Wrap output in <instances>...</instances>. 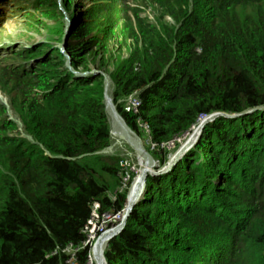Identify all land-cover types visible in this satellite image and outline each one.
Masks as SVG:
<instances>
[{
  "label": "trees",
  "instance_id": "16d2710c",
  "mask_svg": "<svg viewBox=\"0 0 264 264\" xmlns=\"http://www.w3.org/2000/svg\"><path fill=\"white\" fill-rule=\"evenodd\" d=\"M151 2L161 19L136 16L125 59L92 47L124 18L104 25L93 14L124 13L130 0H93L62 30L69 56L43 47L22 54L29 71L1 64L31 141L9 137L14 124L1 130V114L0 264H88L95 207L101 219L124 210L126 193L110 196L120 160L101 154L111 144L106 76L118 115L140 138L142 121L161 166L163 147L220 114L169 174L148 178L107 264H264V0ZM92 54L105 76L79 78ZM133 97L137 113L125 106Z\"/></svg>",
  "mask_w": 264,
  "mask_h": 264
},
{
  "label": "rangeland",
  "instance_id": "374dc122",
  "mask_svg": "<svg viewBox=\"0 0 264 264\" xmlns=\"http://www.w3.org/2000/svg\"><path fill=\"white\" fill-rule=\"evenodd\" d=\"M92 2L93 0H0V67H2L1 64L14 63V65L21 64V67L29 71L34 63L32 61L28 62V60H22V54L26 53L29 49L35 51L38 48L44 47V51H49L51 48H57L64 52L66 56H69L68 53H66L64 41H60V39L63 38L61 37L62 30L64 34H66L68 21L71 26V21L75 14L79 12L81 8L89 9ZM125 10L124 13H118L114 10L113 13H106L101 17L97 14H93V18L99 20L98 23L104 22V25L108 24L106 22L107 20H105L106 18L111 19L110 22H112L114 17H118L113 14L120 15L121 18H124L120 24L116 23L114 27L101 32L103 36L92 46L102 51L104 59L110 55L114 56L116 59H125L127 57L129 47L133 46V42L132 40H127V43H124V37H128L131 34L130 27L135 26L136 16L147 19L156 25H158L157 22L161 19L160 12L151 0H130ZM165 22L170 24L173 23L169 18H166ZM95 40L96 39L93 41ZM96 52L98 53V51ZM95 64L96 59L94 54H92L88 57L90 72L98 71ZM79 71L82 73V70ZM13 82L11 76L3 74L0 68V122L2 114L7 123V125L5 124L6 127L1 130L8 129L11 126L10 124H14L18 127V132L8 134V136L31 141V138L24 132L23 124L19 116L20 104L17 102V92L15 91V84ZM105 82H107L105 92L109 87H111L113 92L114 86L109 76H106ZM137 100L138 99L133 97L125 101V106H128L133 113H137L138 110L136 109L137 107L135 108L133 106ZM106 108L105 104V110ZM106 115L108 118L107 113ZM204 120V118L201 119L199 124H197L190 133L180 139L172 141L168 146L163 147L164 149L162 150L164 151H162L161 155H167L168 159L164 166H161L159 163V153H155L156 149L147 138L149 132L146 130V126L141 120L137 121V126L142 134L141 138L132 131L139 141L138 143L135 140V142L138 143L137 146L134 144L135 142L133 143L127 140L117 141V145H113L115 141L110 133L111 144L101 154L116 156L121 162V166L119 163V167L124 172H120V178L123 183L120 181L121 183L117 187L115 194H111L110 196L112 199H115L116 195L120 196L126 193V205L120 215H107L102 219L98 218L95 209V213L86 230L88 237L87 243L90 246L88 264H107L105 258L109 243H107V238L110 232L118 230L126 217L129 218L131 216L134 208L132 207L131 211H128L126 214V206L131 199L137 196L135 193L138 192L137 189L140 186V181L138 182V180L140 179V173H142L141 170L144 168V172L145 170L148 172L145 176L146 186H142L141 195L137 199L138 202L136 201L137 203H134L135 206L145 200L144 195L148 178L160 176L158 175L159 171L168 167L169 162L172 163L173 161V163H179L187 152L198 146L204 126L212 119L209 117L207 121H210L202 125V121ZM108 122L111 130L109 119ZM2 134L3 133L0 132V135ZM176 164L169 165L170 169L166 173L169 174ZM151 166L152 168L150 169ZM151 173H155L156 175L150 176ZM224 180V177L218 179L217 184L220 188H226L224 186ZM134 183L135 187L133 188ZM122 218L124 219L122 220ZM70 252L72 251L70 250Z\"/></svg>",
  "mask_w": 264,
  "mask_h": 264
},
{
  "label": "bare ground",
  "instance_id": "6f19581e",
  "mask_svg": "<svg viewBox=\"0 0 264 264\" xmlns=\"http://www.w3.org/2000/svg\"><path fill=\"white\" fill-rule=\"evenodd\" d=\"M104 98H105L104 102H105L106 107H107L108 119L110 120V123H111V130L112 131L110 133L112 135L113 140L115 141L113 143V145H117V141H121V140H127V141L133 142V143L136 140L139 143V141L136 139L135 135H133L131 133V131L129 130V128L126 125H124V123L121 120L120 116L115 111L114 104L112 105L113 99H112V90H111V87L107 88V90L105 92V97ZM137 142L134 143L136 146L138 144ZM172 163H173V161H172ZM151 168H152V166L150 167V169ZM141 172L142 173H140V179L138 180V182L140 181V186L137 189L138 192L135 193L137 196L134 199H131L127 203L126 211H125L126 214L131 209L132 204H134L137 201V199L139 198V196L141 195L142 183L144 181V176H145L146 173H148L146 170L144 172V168L141 170ZM138 182H136V183H138ZM134 187H135V183L133 184V188ZM131 192H132V190H131ZM123 219L124 218H122V220ZM117 231L118 230H116V231L114 230V231H112V232L109 233V237L107 238V243L109 242V238L113 235V233L114 232H117ZM101 256H102V253H101Z\"/></svg>",
  "mask_w": 264,
  "mask_h": 264
},
{
  "label": "water",
  "instance_id": "95a60500",
  "mask_svg": "<svg viewBox=\"0 0 264 264\" xmlns=\"http://www.w3.org/2000/svg\"><path fill=\"white\" fill-rule=\"evenodd\" d=\"M67 28H66V34H68V32H69V29H70V22L68 21V23H67V26H66ZM67 36V35H66ZM75 73H76V75L79 77V78H90V77H97V76H105L102 72H98V71H94V72H91V73H81V72H78V71H74ZM106 83L107 82H105V86H106ZM114 108H115V106H114ZM115 111H116V108H115ZM117 112V111H116ZM250 112H252V111H250ZM249 112V113H250ZM106 113H107V108H106ZM108 114V113H107ZM219 117L220 116V114H218V115H215L214 117ZM222 116H227V115H222ZM121 118V117H120ZM207 119H209V118H206L203 122H202V125L203 124H205V123H207L208 121H210V120H208L207 121ZM211 119H213V118H211ZM122 120V119H121ZM123 121V120H122ZM124 123V122H123ZM124 125H125V123H124ZM130 130V129H129ZM131 131V130H130ZM131 133L133 134V135H135L132 131H131ZM170 166H171V164H176V162H174V163H171V162H169L168 163ZM169 165H168V167H166V168H163L162 170H160L159 171V174L158 175H161V174H164V173H166L167 171H169V169H170V167H169ZM151 175H156L155 173H151L150 174V176ZM145 176H146V174H145ZM145 176H144V181H143V183H142V186H146V179H145ZM134 205L132 204V206H131V209H132V207H133ZM131 209H130V211H131ZM112 237H113V235L109 238V240H111L112 239Z\"/></svg>",
  "mask_w": 264,
  "mask_h": 264
},
{
  "label": "clouds",
  "instance_id": "9594fccd",
  "mask_svg": "<svg viewBox=\"0 0 264 264\" xmlns=\"http://www.w3.org/2000/svg\"><path fill=\"white\" fill-rule=\"evenodd\" d=\"M138 102H139V100H138ZM139 106H140V102H139ZM139 106L136 108V109H138L139 108ZM216 115H218V114H216ZM215 115H212V116H209V117H211V118H213L211 121H213L215 118H217V117H214ZM209 117H205L204 119H206V118H209ZM144 191V190H143ZM138 202V201H137ZM136 202V203H137ZM134 206H133V208L135 207V204H133ZM130 211V210H129ZM120 215V214H119ZM129 218L128 217H126L125 219H124V221H123V223H122V230L120 231V233L123 231V229L125 228L124 226H126V223H127V220H128ZM119 233V234H120ZM119 234H117V232H115L114 233V237H116V236H118ZM113 238V237H112Z\"/></svg>",
  "mask_w": 264,
  "mask_h": 264
},
{
  "label": "built area",
  "instance_id": "2783aa9c",
  "mask_svg": "<svg viewBox=\"0 0 264 264\" xmlns=\"http://www.w3.org/2000/svg\"><path fill=\"white\" fill-rule=\"evenodd\" d=\"M133 106L136 108V107H138L139 106V102H138V100H137V102H135L134 104H133ZM120 166H121V162H120ZM121 169V168H120ZM122 171V170H121ZM123 172V171H122ZM124 173V172H123ZM97 207L98 206H96L95 207V209H97ZM123 223V222H122ZM122 230V224L119 226V228H118V231H117V234L118 233H120V231Z\"/></svg>",
  "mask_w": 264,
  "mask_h": 264
}]
</instances>
